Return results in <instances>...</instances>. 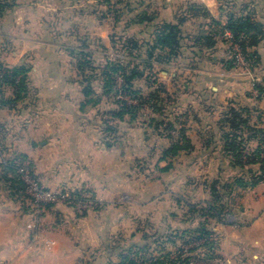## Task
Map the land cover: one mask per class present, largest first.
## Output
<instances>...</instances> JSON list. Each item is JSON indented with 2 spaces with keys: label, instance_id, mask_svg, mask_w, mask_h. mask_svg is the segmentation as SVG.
<instances>
[{
  "label": "rangeland",
  "instance_id": "1",
  "mask_svg": "<svg viewBox=\"0 0 264 264\" xmlns=\"http://www.w3.org/2000/svg\"><path fill=\"white\" fill-rule=\"evenodd\" d=\"M2 1L6 5L0 15V201L17 200L20 211L29 205L31 216L35 213L33 197L26 186L23 184L11 196L9 185L1 178L7 173L4 165L10 162L17 176L18 171H28L41 187L66 190L100 202L97 210L87 211L83 216L107 212L120 227L121 237L118 233L111 234L116 237L112 239L116 248L114 257L120 255L114 264L120 262L121 254L129 256L135 264H150L159 256L164 261L176 260L181 253L185 257L191 254L187 252L190 250L194 256L190 264H227L219 253L224 244L216 233L218 222L205 211L204 203L225 204L228 213L222 219L231 221L235 216L240 226L248 230L254 216L264 215V182L239 188L232 186L233 179L241 173L238 167L234 172L231 168L228 173L227 169H220L218 173L200 175L189 167L192 158L160 160L177 137L173 131L177 133L183 127L180 122L190 119L192 111L185 114L187 108L196 104V108L202 109L204 103L209 104L200 95L202 89L218 84L209 73L229 72V77L222 80L230 88L259 90L260 79L256 78L253 64L247 58L252 72L244 73L245 68L236 65L230 44L222 35L229 15L249 17L264 32V0H213L211 10H221L224 17L217 27L205 22L202 10L203 7L208 10L205 5L208 0ZM141 12L153 14L157 19L152 25L132 24ZM190 14L194 16L190 18ZM162 22H182L178 57L170 62L152 59L150 67L141 65L143 76L127 93L122 89V71L111 72L106 64L128 68V63L134 61L126 52L127 39L132 37L143 43L152 36L153 25ZM202 34H213L214 39L223 43L216 62L211 60L216 50H206V46L203 53L199 47L192 48ZM144 49L142 57L137 58L139 63L145 58ZM83 52L87 57L81 56ZM80 61L84 62V71L78 69ZM21 65L28 68L26 91L13 104L3 105L2 100L15 99L17 91L10 79L4 82V72ZM107 76L112 83L110 93L103 87ZM85 86L93 89L89 98L83 93ZM187 86L197 90L195 98L185 93ZM96 100L98 103L94 105ZM120 111L125 112L122 120L113 116ZM67 120L72 125L65 128L74 135H82L79 156L74 154L78 159L65 147L59 150L64 146L60 137L62 122ZM108 126L115 131L109 132ZM48 128L53 131L51 144ZM42 142L46 143L44 147ZM33 144L35 155H31ZM245 147V152L253 150ZM67 154L68 158H64ZM21 155L26 159L22 160ZM65 160L72 164L71 172L59 174L60 162ZM50 161L57 167L53 174L58 180L48 188L42 185V177L46 179L44 172ZM232 163L229 160L228 164ZM168 164L170 168L161 172ZM77 165L87 166L88 170L78 173ZM215 181L220 182L216 185L220 200L211 195ZM227 183L231 187H221ZM47 209H42L39 218ZM75 215L80 217L76 212ZM201 225L214 233L209 235L213 243L210 249L203 247V238L198 239L196 230ZM165 254L171 256L166 259Z\"/></svg>",
  "mask_w": 264,
  "mask_h": 264
},
{
  "label": "crops",
  "instance_id": "2",
  "mask_svg": "<svg viewBox=\"0 0 264 264\" xmlns=\"http://www.w3.org/2000/svg\"><path fill=\"white\" fill-rule=\"evenodd\" d=\"M211 1H205L208 9L205 10L208 16L205 22L208 25L210 20L222 23L224 21L223 13L221 10H211V6L214 5L213 0ZM194 15L190 14V18ZM215 40V46L210 50L217 51L216 55L214 54L211 58L213 62H216L220 55L221 44H223L218 39ZM251 52H255L257 55L255 71L256 78L260 79L257 84L260 85L259 90L230 88L222 80L229 77V72L209 73L211 79L217 80L218 83L209 87L208 90L202 89L200 92V95L209 104L205 105L204 103L202 109L200 106L196 108V104L189 106L188 112L185 114L189 115L192 111L193 117L191 115L190 119L187 118L180 122L183 123V127L180 128H183L191 148L179 152L175 157L192 158L189 162L190 166H188L193 167L200 175L218 173L220 169H227L228 173L231 172V168L234 172L235 168L228 164L229 160L231 162V154L224 147L228 142L226 133L229 127L225 115L228 109L234 108L242 117L246 118L247 123L239 126L245 136H249L248 134H251L249 130L253 128L264 130V38L255 49H251ZM184 91L191 95V97L188 96L190 98H195L193 96L197 95V90L188 88V86L184 87ZM230 98L232 100H227ZM227 101L231 103L230 107L227 106ZM215 102L219 104L216 105ZM176 121L178 122V120ZM45 125L47 129L48 124ZM69 125H72L69 120L62 122L63 128L60 130L62 134L60 137L63 139L64 146L59 150L65 147L66 151L72 153L74 159H78L74 154L78 155L81 151L80 139L82 135H74L73 131L70 133V130L65 128ZM48 129L51 136L48 144H51L53 131L51 128ZM195 131L197 134L193 135L191 132ZM173 133L177 134L175 131ZM68 138H70L69 142ZM175 140H177L176 137L173 141ZM43 143L44 147L46 143ZM250 143L256 144L253 140ZM34 146V144L30 146L31 155H35L37 152ZM107 154L105 153V155ZM1 155L0 153V160ZM68 155L70 154L64 158H68ZM84 157L87 159L86 154ZM61 159L63 160L62 155ZM64 162H60L58 171L59 174L65 173L66 175L71 172L72 164H67V160ZM178 165L182 166L180 162ZM188 166L187 168H189ZM46 167L47 171L44 172V176L47 177L46 179L42 177V185L49 188L56 185L58 180L56 173L53 174L57 167L53 165V161H50ZM76 168V172L81 174L82 171L88 170L87 166L77 165ZM25 207L24 211H20L17 200L3 199L0 201V264H114L118 261L117 258L120 255L114 257L116 248L112 243V239L116 237H111V234L121 232V230H119L118 224L113 221L111 214L109 216L107 212L93 213L80 218L75 215L73 210L59 203L48 205L45 214L37 219L34 214L31 216L30 206L26 205ZM232 219L217 223L219 232L216 233H218L220 243L224 244L219 253L225 263L264 264V215L254 216L251 228L248 230H246L247 227L240 226L238 218L234 216ZM232 228L236 230L234 233H232ZM122 232H125L124 229Z\"/></svg>",
  "mask_w": 264,
  "mask_h": 264
},
{
  "label": "trees",
  "instance_id": "3",
  "mask_svg": "<svg viewBox=\"0 0 264 264\" xmlns=\"http://www.w3.org/2000/svg\"><path fill=\"white\" fill-rule=\"evenodd\" d=\"M6 4L3 3L2 0H0V15L2 14L1 10L3 7H5ZM204 10H202V13H204L205 18H208L206 14V9L203 7ZM200 11V10H196ZM135 20H132V24L136 25H152L155 20L157 19L156 16L149 15L146 12H141L136 15L134 18ZM213 20H210L209 24H214L217 26H220L219 22H215ZM181 23H173V22H162L161 24H155L153 25V31L151 32V37L147 39L146 41L140 42L136 38H128L127 39V53L128 55L133 58L134 62L128 63V68L126 66H113L110 63L106 64V68H108L111 72L114 71H122V74L124 76V83L122 85V89L125 90L127 93H131L134 83L143 76L142 70L139 68L141 65L143 66H151L152 59L162 60L166 59L168 62L172 60V58H177L179 49H180V39H181ZM224 27H226L227 30H229L232 35L234 41H238L240 44V47L242 48L243 53L247 56V58L250 60V62L253 64V67L257 64V55L255 52H251V49H255L260 42L264 38V32L262 31V27L260 24L254 22L251 18L245 17V18H235L233 15H229L228 20L226 24H224ZM213 34H205L200 35L198 38H196L195 43L193 44L192 48L199 47V51L205 52L204 48L206 47V50H211L216 43V40L213 38ZM223 37V35H222ZM198 40V41H197ZM202 42V44H198ZM144 49V59L139 63L137 58L142 57L141 50ZM159 53V54H157ZM193 53V52H192ZM201 54L200 52H198ZM83 57H87L86 53L83 52L81 54ZM133 63H137L135 65H131ZM131 68H130V67ZM78 69L80 71L85 70L84 62L78 63ZM27 73L28 68L21 65L18 67L11 68L10 70H6L3 75L4 82H10L12 85L17 86L16 91V97L12 100H2V104H13L15 101L20 99V95L26 91V83H27ZM110 76H107L104 80V88L106 93H110L112 91V83L109 78ZM18 78V82L15 84V80ZM10 79V81L8 80ZM83 93L89 98L94 94L93 89L90 88V86H85V89L83 90ZM98 103V100L95 101L94 105ZM123 103V102H122ZM87 104V103H86ZM86 104H82L86 105ZM126 108V107H125ZM125 113V112H124ZM123 111L116 112L113 114L115 118H118L120 120L123 119L124 115ZM226 123L229 127L228 132L226 133V139L227 143L224 145L227 151L231 154V162H233L231 165L234 168H239L240 175L238 177H235L233 179V185L239 188H247L250 186H255L260 182H264V152L260 148L261 145H264V130L263 129H251L249 130L248 134L249 136H245L243 133V130L240 129V124H246L247 120L246 118L242 117L238 111H236L234 108L228 109L226 112ZM173 126V125H172ZM175 128V126H173ZM109 132L115 131L114 128L108 126L107 129ZM175 131V130H174ZM176 132V131H175ZM175 141L171 142L170 146L167 147L163 153L162 158L160 161H163L167 159L168 157H175L178 155L181 151H187L191 148V145L188 141V139L185 136V132L183 128L179 127V131L176 134ZM254 141L256 143V146L252 147L250 141ZM257 141V142H256ZM252 147L253 150H251L249 155L244 154V149L247 147ZM22 160L26 159L25 155H21ZM10 163V162H9ZM6 163L4 165V168L7 173L3 175L2 180L5 181L9 186L8 190L10 191L11 196H15L17 192H19L23 186V182L20 180L19 176L16 175V168L13 164ZM250 166L249 168H246ZM252 166H257V170H254ZM170 168V164L167 166H164L160 169L161 172H165ZM8 173L11 174V176H8ZM246 176L249 177V180L246 179ZM251 181V182H250ZM220 184L219 181H215L210 190L211 195L214 200H220L221 197L217 192L216 185L218 186ZM221 187L229 188L231 187L229 183L227 185H222ZM205 211L210 215V217L214 218L216 222H221L223 217L228 213L227 206L225 204H219V206L205 202ZM47 207V206H46ZM193 208V207H189ZM206 213V214H207ZM205 214V215H206ZM189 232V231H188ZM185 232V233H188ZM196 232L198 233V239L203 238L205 243L203 247L211 248L213 245L212 242L209 240V235L214 234L211 233L208 228H206L204 225H201L199 228H197ZM191 254H186L185 257L184 254H179L176 258V260H163L161 256L158 258H154L150 264H190V260L192 257V251H187ZM171 256L170 254H165L164 258H169ZM121 260L118 264H135L132 259L129 258V256L121 254Z\"/></svg>",
  "mask_w": 264,
  "mask_h": 264
},
{
  "label": "built area",
  "instance_id": "4",
  "mask_svg": "<svg viewBox=\"0 0 264 264\" xmlns=\"http://www.w3.org/2000/svg\"><path fill=\"white\" fill-rule=\"evenodd\" d=\"M223 37L229 42L231 50L234 55V61L236 65H241L245 68L244 73L250 74L252 72L251 65L245 53H243L242 48L238 41H234L232 33L225 29L223 31ZM240 67V66H239ZM256 92V91H255ZM262 151L264 152V146H262ZM244 154L249 155L248 152L243 151ZM20 180L26 186L28 192L33 197L34 215L38 219L39 214L42 209L48 205H54L62 203L76 212L80 217L83 216L87 211L97 210L100 207V202L87 198L86 196L77 197L72 192L66 190H49L36 184L29 176L28 171H18Z\"/></svg>",
  "mask_w": 264,
  "mask_h": 264
}]
</instances>
